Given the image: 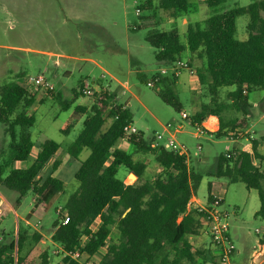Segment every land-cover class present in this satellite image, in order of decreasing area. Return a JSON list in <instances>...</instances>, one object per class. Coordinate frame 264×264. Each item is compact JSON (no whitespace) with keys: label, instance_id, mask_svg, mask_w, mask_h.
Returning a JSON list of instances; mask_svg holds the SVG:
<instances>
[{"label":"trees","instance_id":"trees-1","mask_svg":"<svg viewBox=\"0 0 264 264\" xmlns=\"http://www.w3.org/2000/svg\"><path fill=\"white\" fill-rule=\"evenodd\" d=\"M214 9L225 0H205ZM192 0H142L141 12L146 11L145 25L151 28L146 40L158 47L156 60L164 66H171L189 51L204 59L197 75L200 85L207 86L210 102L203 106L204 112L218 115L219 130L216 138L236 136L239 129L249 125L253 108L254 92H264V0H252L248 6H236L224 12H217L201 23L187 24V43L181 41L179 28L160 29L152 26L158 10L168 12L174 18L188 13ZM248 15V36L244 40L236 37L237 18ZM190 67V62H188ZM9 81L0 87V123L4 133L10 137L7 159L0 163V187L17 192L14 208L22 205L29 194L34 196L35 206L55 205L64 192L66 183L55 175L62 159L61 145L47 139L36 146L31 128L35 125V115L29 109L37 102L35 94L24 82ZM160 87L159 96L176 111H183V104L175 91L178 78L155 74ZM233 88L221 98V91ZM61 101L62 110L67 111L75 104L78 95ZM114 96L105 92L99 105L91 107L76 105V114H88L83 129L66 149L70 161L79 163L75 172L78 187L67 198L63 206L55 207L56 218L48 233L53 243L67 252L77 250L89 257L98 255L107 245L116 226L119 232L117 242L107 246V252L98 264H209L213 255L209 249H196L189 241L191 235L199 234L200 222L195 214L188 212V204L196 194L203 175L193 171L187 164L185 155L168 149H160L155 155L162 172L153 180L145 178L147 164L136 160L132 153L115 147L120 139L132 143L138 152L150 153L154 135L145 137L143 132L127 134L125 127L132 125V117L124 105L116 104ZM42 102V101H41ZM241 112L242 121L229 117L226 113ZM202 114L197 112L188 120L194 127L202 122ZM77 120L71 117L62 133L68 134ZM107 128L104 129L105 125ZM236 140V137H234ZM232 138V139H234ZM252 152L243 150L238 144L226 154L216 158V177H228L232 182H243L248 189H256L261 206L258 215L264 217V154L259 152V140L251 139ZM38 153L28 167L21 164L30 161L34 149ZM89 149L85 160L81 153ZM230 154V157L227 156ZM258 162V163H256ZM123 167L137 179L126 184L119 178ZM209 201L212 196L209 194ZM66 211L69 221L64 224V216L59 208ZM28 215V219H30ZM99 221L96 230L94 225ZM43 235L26 225H19L13 240L7 242L5 233L0 235V264H13L17 249L19 264L24 262ZM83 237L87 240L83 243ZM264 244V238L261 240ZM160 253H164L158 261ZM198 258H202L198 262ZM51 253L41 254V264H51ZM62 264H81L71 256L63 258Z\"/></svg>","mask_w":264,"mask_h":264},{"label":"rangeland","instance_id":"rangeland-1","mask_svg":"<svg viewBox=\"0 0 264 264\" xmlns=\"http://www.w3.org/2000/svg\"><path fill=\"white\" fill-rule=\"evenodd\" d=\"M251 2L252 0H225L221 6L214 9L209 7L205 0H192L189 12L180 18L158 10L149 22L152 26L165 30L177 26L181 41L186 44L188 23H201L204 27V20L216 11L224 12L236 6H248ZM141 4L142 0H0V87L6 82L20 80L18 76L21 74L25 77L24 82L29 76L43 75L53 84L52 91L44 87L28 86L29 91L37 97V102L29 109V113L36 118L31 132L36 146L47 139L61 145L63 152L60 156V176L66 183L64 192L51 207L47 208L46 204H42L34 209L35 199L31 194L23 199V209H16L18 215L7 205L1 206L0 235L5 233L6 239L3 241L13 240L19 225L28 226L30 233L41 231L46 243L37 244L21 264H41V254L45 250H49L52 255L51 264H62L63 258L54 253L56 247L51 242L48 230L56 218L54 208L63 206L68 196L79 185L74 177L79 163L69 161L65 152L83 129V122L90 112L85 115L76 114L74 107L88 105L90 111L92 106L99 105V99L107 92L114 96L116 104L127 107L133 127L143 132L145 137L155 133L173 135L177 142L186 146L188 155L185 157L189 161L187 164L193 171L203 175L196 190L197 198L202 205H207L209 194L213 196L210 186H214L217 189L216 194L219 192L217 195L223 198L222 209L227 211L229 233L236 246L232 263L264 264V246L261 244L264 238V217L258 215L261 206L258 191L248 189L243 182H232L228 177L219 178L211 174L214 172L216 158L233 148L232 138L236 137V140L246 143L251 142V139L247 140L250 135L240 132L232 138H216L214 133L207 132L199 136L190 120L183 119L180 112L160 98V87L157 84L153 87L147 85L153 79L152 76L160 73L165 66L156 60L158 47L151 46L146 40L151 28L145 25L147 12L140 11L137 14ZM155 4H158V0H155ZM248 22V15L237 18V39L247 38ZM181 60L190 62L191 65L189 70L181 72L175 91L183 104L182 112L192 117L196 112L204 111L203 106L207 105L205 100L209 99L210 102L207 86L199 84L197 75L198 68L204 65V59L186 51ZM85 86L92 90L90 96L83 94ZM232 89H222L221 98ZM80 90L82 94L78 95L73 107L67 111L62 110L61 101L70 99ZM251 101L254 104L255 97L252 96ZM230 113L241 118V112ZM255 113L254 107L251 117L253 120L256 119L253 116ZM205 114L208 115V121L209 117L216 118L213 112ZM71 117L75 118L77 123L68 134H64L62 130ZM213 123L217 125L216 119ZM216 125L213 131L217 130ZM179 126H182L180 130ZM258 133L259 138L264 137V123L259 125ZM10 143V137L5 135L4 126L0 123V163L7 159ZM115 147L125 149L132 153L136 160L147 164L146 179L153 180L162 172L155 159L156 150L153 149L150 153L138 152L126 139L118 140ZM36 151L35 148L26 165H30ZM89 154L90 150L85 149L80 159L85 160ZM26 165L21 164L22 167ZM128 175L125 168L119 169V178H124L126 184L134 183L136 180ZM218 183H222L220 189ZM0 192L7 195L12 205H15L17 192L2 187ZM192 198L188 204V212L196 214L195 209L200 204H193ZM28 215L31 216L30 219ZM26 221L30 224L27 225ZM98 224L99 221L94 227ZM201 229L200 226L199 234L189 238L196 249L207 250L210 243L203 236ZM118 239V229L113 226L106 247L93 261L100 262L107 252V246ZM86 240V237H83V243ZM163 254H159L158 261ZM201 261L202 258H198V262Z\"/></svg>","mask_w":264,"mask_h":264},{"label":"built area","instance_id":"built-area-1","mask_svg":"<svg viewBox=\"0 0 264 264\" xmlns=\"http://www.w3.org/2000/svg\"><path fill=\"white\" fill-rule=\"evenodd\" d=\"M140 13V10L137 9V14ZM185 69L189 70V64L188 62L184 60H178L171 66H165L162 68L160 73H158L159 77L163 76H174L178 78L181 74V72ZM192 72V71H191ZM158 78L152 79L150 82L147 83L148 86L153 87L157 84ZM25 83L29 86L33 87H44L47 90H54L53 84H51L49 81L45 79L43 75H39L37 77H27L25 79ZM92 93V90L85 86L83 88V94L90 96ZM215 114V113H213ZM240 121L243 120L244 115L242 113ZM183 119H189V116L186 112H181ZM208 115L204 114V117L202 118L201 125H198V127H195L199 133V136L206 134L207 132H216L219 130V123H218V116L216 115V123L213 122L215 119L206 120ZM213 124L216 127V131H213ZM170 124H168V128H170ZM125 131L127 134L137 133L139 132L133 125H129L125 127ZM151 146L154 150L158 151L160 149H168L172 151H176L181 155H188V150L186 146L182 143H179L176 141L175 136L169 135L166 136L162 133H155L154 138L152 140ZM201 149V146L198 147ZM228 157H230V154H227ZM222 202L223 198L220 195L214 194L212 196L211 201L207 203V205H200L195 209V216L200 222L201 231H203V236H205L209 243L212 255L214 256L212 261L209 262V264H233L232 259L236 253V246L234 242L231 239L230 233H229V223H228V214L227 211L222 209ZM58 212L61 213L64 216L63 222L64 224L69 221V217L66 214V211L63 210L61 207L58 209ZM26 224L29 225L30 223L26 221ZM87 239V237H86ZM55 254L62 256V258H65L67 256H71L73 259L79 261L81 264H98L99 262L93 261L94 257H89L86 254L82 253L81 251L77 250L75 252L67 253L65 252L61 246L57 247L54 251ZM13 264H19L18 258H17V249L15 250L14 254V262Z\"/></svg>","mask_w":264,"mask_h":264},{"label":"crops","instance_id":"crops-1","mask_svg":"<svg viewBox=\"0 0 264 264\" xmlns=\"http://www.w3.org/2000/svg\"><path fill=\"white\" fill-rule=\"evenodd\" d=\"M185 21V20H184ZM173 22H174V20H173ZM181 77V76H180ZM180 77L178 78V82H179V80H180ZM253 97H255V103L253 104V108L255 107L256 108V113H255V115H253V116H255L256 117V119H254L253 120V118H251L252 117V110H253V108H252V110H251V114H250V116H249V127H247V128H245V129H241V130H239L240 132H244V133H246V134H249L250 135V138H247V140L248 139H255V140H259V152L261 153V154H264V137H262V136H260V138L258 137V135H259V133H258V127H259V125L260 124H262V123H264V92H262V91H257V92H254V94H253ZM252 102V101H251ZM204 103L205 104H209V99L208 100H205L204 101ZM259 105H260V108H258L259 107ZM82 106H86L87 108H88V105H83L82 104ZM197 113V112H196ZM195 113V114H196ZM202 117H204V114H205V112L203 111L202 113ZM229 117H232V116H234V117H236L237 118V116L236 115H232L230 112L229 113H226ZM217 115V114H216ZM232 115V116H231ZM218 116V115H217ZM182 128V126H179L178 127V130H180ZM262 137V138H261ZM233 142H234V145H236V144H240V147L243 149V150H245V151H248V152H252V144H251V142H249V141H247L246 143H241L240 141H238V140H235V139H233ZM250 147H251V149H250ZM37 149V151H36V153H35V155L38 153V151H39V149L38 148H36ZM121 149H123V148H121ZM35 150V149H34ZM125 150V149H124ZM34 153V152H33ZM34 155V156H35ZM69 156V155H68ZM68 159H69V161H70V157H68ZM187 161H188V158H187ZM32 162V161H31ZM189 162V161H188ZM216 162V161H215ZM24 164V163H23ZM31 164V163H30ZM25 165H26V162H25ZM29 165H26V166H24V167H28ZM60 173V168H59V170L55 173V175H57V174H59ZM130 175V174H129ZM128 175V176H129ZM125 181V180H124ZM125 183H126V181H125ZM218 189H220V187L222 186V183H218ZM210 190H211V194H216V188L214 187V186H210ZM218 192V191H217ZM219 193V192H218ZM217 193V194H218ZM192 202H193V204H200V205H202V203H201V201L197 198V196H196V194L193 196V198H192ZM193 204H192V206H193ZM3 205H7V207H10L11 209H13L14 211H15V213H16V215H18V213H17V210L14 208V206L12 205V203H11V201L9 200V198L7 197V195H5L4 193H2V192H0V207L1 206H3ZM19 209H23V203H22V205L19 207ZM0 211H1V209H0ZM96 224V223H95ZM100 224H98V226H99ZM98 226L97 227H95V229L94 230H96L97 228H98ZM18 230V229H17ZM16 233H17V231H16ZM40 233H42V235H43V232H41L40 231ZM189 241L194 245V243L191 241V239L189 238ZM41 243H46V241L44 240V237H42V239H41V241H40ZM39 242V243H40ZM51 242H52V244L54 245V247H59V245H57V244H55V243H53V241L51 240ZM38 243V244H39ZM263 246H264V244H262ZM32 253V252H31ZM30 253V254H31ZM30 254L28 255V257L30 256ZM51 261H52V255H51V259H50Z\"/></svg>","mask_w":264,"mask_h":264},{"label":"water","instance_id":"water-1","mask_svg":"<svg viewBox=\"0 0 264 264\" xmlns=\"http://www.w3.org/2000/svg\"><path fill=\"white\" fill-rule=\"evenodd\" d=\"M129 177H130V178H132V179H134V180H136V179H137L136 175H135V174H133V173H130Z\"/></svg>","mask_w":264,"mask_h":264}]
</instances>
